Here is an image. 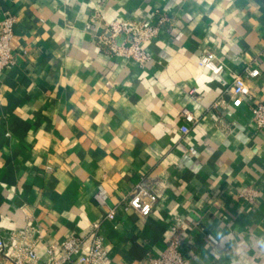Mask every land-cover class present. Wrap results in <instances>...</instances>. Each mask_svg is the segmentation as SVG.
I'll list each match as a JSON object with an SVG mask.
<instances>
[{
  "label": "crops",
  "instance_id": "crops-1",
  "mask_svg": "<svg viewBox=\"0 0 264 264\" xmlns=\"http://www.w3.org/2000/svg\"><path fill=\"white\" fill-rule=\"evenodd\" d=\"M6 14L1 239L32 225L45 259L47 246L86 239L98 222L107 264H150L178 226L187 264H264V132L231 96L240 74L250 101L264 102V0H0ZM157 15L168 22L144 44V65L95 41L106 21ZM182 109L195 119L186 134ZM141 179L157 196L146 217L125 204Z\"/></svg>",
  "mask_w": 264,
  "mask_h": 264
},
{
  "label": "built area",
  "instance_id": "built-area-1",
  "mask_svg": "<svg viewBox=\"0 0 264 264\" xmlns=\"http://www.w3.org/2000/svg\"><path fill=\"white\" fill-rule=\"evenodd\" d=\"M168 22L165 15H157L153 23L147 24L133 19H114L104 23V31L95 37L105 53L112 57L133 60L139 65L150 61V55L144 44L156 38L163 26ZM14 18L6 14L0 21V77L1 73L13 64V55L10 41L13 35ZM213 55L206 53L199 59V65L208 64ZM248 77H256L257 69H249ZM192 91H190L191 93ZM232 104L241 105L244 100L249 103L251 120L253 124L264 132V102H251L249 89L245 85V76L235 74L231 85ZM184 124L179 127L181 134L189 131L188 124L194 123L195 119L187 109L181 110ZM193 147L189 153L194 154ZM238 195L250 200L254 193L245 190ZM107 195L102 186L97 187L95 200L99 205L105 204ZM157 203V196L151 191L150 183L141 179L136 183L125 199L128 208L134 210L142 217L150 214ZM105 217H114L113 209L107 211ZM172 236L162 253L150 259V264H187L180 252L181 236L178 226L171 228ZM40 231L32 225H25L15 230L7 241L0 238V264H107L108 258L103 248V239L99 234V223L90 226L86 239L79 236H69L56 246H47L46 258L41 259L36 247L41 241Z\"/></svg>",
  "mask_w": 264,
  "mask_h": 264
}]
</instances>
